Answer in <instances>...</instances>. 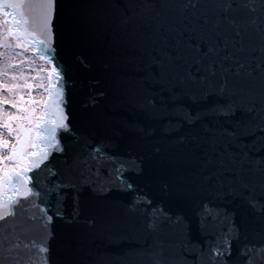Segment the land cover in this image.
Here are the masks:
<instances>
[{"label": "snow or ice", "instance_id": "6c2138e0", "mask_svg": "<svg viewBox=\"0 0 264 264\" xmlns=\"http://www.w3.org/2000/svg\"><path fill=\"white\" fill-rule=\"evenodd\" d=\"M83 7L79 0H0V44L31 46L48 65V95L39 116L34 108L0 99V153H7L0 154V221L30 204L46 218V237L54 218L70 228L79 225L83 206L96 213L83 221L94 227L108 210L107 194L137 192L134 180L141 179L158 185L178 208L199 197V233L218 228L208 243L209 264H257V257L264 264V155H258L264 153V0H100L88 5L117 10L120 45L146 55L132 58L139 76L131 91L124 87L126 80L117 79L110 111L98 110L107 95L99 91L89 94L77 113L67 90L68 66L57 58L58 35L82 67L88 66L86 59L75 49L84 42L117 41L115 36L109 40L96 26L98 17L81 12ZM241 10L259 17L258 47L238 19ZM12 66L5 64L3 74ZM17 87L0 85L9 93ZM53 154L67 157L62 170L50 167ZM102 168L111 169L106 185L93 179ZM69 196L73 213L65 217L61 209ZM151 219L148 227L154 231L161 223L178 229L182 250L195 255L197 245L184 239L191 235L184 215L157 209ZM140 239L121 227L90 234V242L112 246L118 260L145 251L150 264H172L163 245L145 249ZM9 243L10 253L35 251L48 264L46 238L23 243L17 237ZM89 255L82 236L70 231L59 264H89ZM12 264L37 261L13 256Z\"/></svg>", "mask_w": 264, "mask_h": 264}, {"label": "water", "instance_id": "95a60500", "mask_svg": "<svg viewBox=\"0 0 264 264\" xmlns=\"http://www.w3.org/2000/svg\"><path fill=\"white\" fill-rule=\"evenodd\" d=\"M63 2V0H61ZM84 5L80 9L81 12L89 15L97 16V28L103 31L110 40L113 36L117 37L114 43L105 41L103 46H97L95 43L84 42L75 49L77 54H81L87 63V67L78 64L74 57L69 56L66 42L62 36L58 35L56 48L57 58L68 66V77L66 83L68 85L69 99L72 100V108L75 112L82 111V105L89 94L104 91L107 95L100 102L99 111H110L117 100L114 88L117 79L126 80L124 87L131 91L135 86V80L139 76L132 58L136 56L146 55L132 48H125L119 43V36L123 32V27L119 25L118 11L113 10H96L88 7V5L98 3L100 0H79ZM121 4H127L128 0H119ZM178 2V0H175ZM207 2V0H202ZM178 11V10H177ZM238 19L242 26L247 25V33L258 47L259 40L255 34L256 27L260 24L258 15L249 17L243 10L238 13ZM252 19L256 23L252 24ZM59 31L60 21L57 20ZM131 28V25L128 26ZM157 55V52H153ZM247 142V140L245 141ZM166 147V145H165ZM76 151H79L77 147ZM264 155V153H258ZM67 157L63 155L53 154L50 167L53 170L63 169L64 161ZM111 169L102 168L99 173L93 176V179L100 184H107L110 177ZM129 175V174H126ZM130 179L132 177L130 176ZM52 183H56L53 179ZM134 183L137 192L134 193H109L107 194L106 203L108 210L102 217H97L94 227L89 226L83 221L86 218L96 216L91 207H81L79 225L71 228L64 220L54 218L49 226V232L45 237L42 231V225L46 223V218H42L43 214L35 210L30 204H25L23 210L17 211L15 217L7 218L6 221H0V264H12V257L19 256L28 259L33 256L37 264H43L44 254L38 252H29L26 249H14L11 253L8 251L11 246L9 242H16L17 237L23 243H27L31 239L39 240L46 238V246L49 249L48 264H59L63 257L64 242L70 231L78 232L83 239V245L87 252L90 253L88 259L89 264H150V257L145 251H138L132 255L125 257L123 260L116 258V250L105 243L96 240L90 242V234L107 230L113 227H121L131 231L134 235L140 237L142 248L150 249L154 243L163 245L167 258L172 264H209L207 255L208 243L214 239L215 231L218 228L211 226L206 230L208 234H201L198 231V217L195 215V202L199 197L194 196L193 200L184 207L175 206L167 197L160 193L158 185H146L143 180L135 179ZM90 191V189H89ZM152 201V206L147 205V201ZM143 201V203H141ZM52 203H55L54 198ZM44 207L43 204L40 205ZM162 209L165 213L173 215L177 212L186 217V223L191 224V235L184 239H190L193 244L197 245L195 255L191 252H184L181 248L182 237L179 230L167 223H161L159 229L154 231L148 225L152 223L154 210ZM55 211V209H53ZM65 217H71L73 213V204L71 197L64 202L62 209ZM52 213L50 212L49 215ZM203 248L204 254L201 255L200 249ZM237 245H233V253L236 252ZM257 264H261L257 257Z\"/></svg>", "mask_w": 264, "mask_h": 264}, {"label": "rangeland", "instance_id": "374dc122", "mask_svg": "<svg viewBox=\"0 0 264 264\" xmlns=\"http://www.w3.org/2000/svg\"><path fill=\"white\" fill-rule=\"evenodd\" d=\"M17 53H19V55H17ZM44 69V63L38 61L26 51L18 50L14 47V76L17 77L14 84L18 85V87L14 89V94L15 101H17L19 108H35V103L41 100L46 83ZM27 89L30 91L34 89L36 91V98L31 100L35 101L33 104L27 103ZM14 114L23 115L24 113H17L16 110H14ZM0 154L6 155L5 152Z\"/></svg>", "mask_w": 264, "mask_h": 264}, {"label": "flooded vegetation", "instance_id": "af4514ba", "mask_svg": "<svg viewBox=\"0 0 264 264\" xmlns=\"http://www.w3.org/2000/svg\"><path fill=\"white\" fill-rule=\"evenodd\" d=\"M4 43H11L14 45V40H7L4 41ZM9 56H11V59H9ZM8 63L12 64L13 66L11 68H8L7 75H4L3 69L5 64ZM13 76H14V47L12 49H7L6 47L3 46V44H0V85L8 84L10 86L14 84V81L12 80ZM5 97L9 98L12 101H15L14 89L11 93H9L6 89L0 88V99ZM14 110L16 109H11V110L7 108L4 109V111H10L11 114H14ZM4 138H7L6 134Z\"/></svg>", "mask_w": 264, "mask_h": 264}, {"label": "bare ground", "instance_id": "6f19581e", "mask_svg": "<svg viewBox=\"0 0 264 264\" xmlns=\"http://www.w3.org/2000/svg\"><path fill=\"white\" fill-rule=\"evenodd\" d=\"M27 49H28L29 51H32V52H33V49L31 48V46H28ZM33 53H34V52H33ZM36 58L40 59V58L37 57V56H36ZM40 60H41V59H40Z\"/></svg>", "mask_w": 264, "mask_h": 264}]
</instances>
